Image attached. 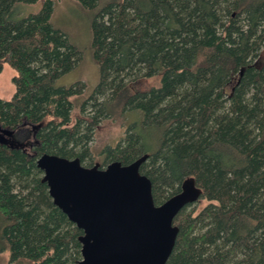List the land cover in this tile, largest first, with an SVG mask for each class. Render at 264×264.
<instances>
[{"label": "trees", "instance_id": "1", "mask_svg": "<svg viewBox=\"0 0 264 264\" xmlns=\"http://www.w3.org/2000/svg\"><path fill=\"white\" fill-rule=\"evenodd\" d=\"M76 1L93 12L100 78L72 122L86 83L56 81L83 51L53 25L55 0H0V74L17 72L14 95L0 97V124L14 129L0 142V249L12 262L78 264L83 231L55 205L37 159L93 166L97 127L135 113L101 166L149 154L140 170L157 205L188 177L203 191L174 220L167 264H264V0Z\"/></svg>", "mask_w": 264, "mask_h": 264}, {"label": "water", "instance_id": "2", "mask_svg": "<svg viewBox=\"0 0 264 264\" xmlns=\"http://www.w3.org/2000/svg\"><path fill=\"white\" fill-rule=\"evenodd\" d=\"M13 134L0 124L1 144ZM148 158L106 167L49 153L37 159L55 205L83 231L78 264H167L179 233L174 220L203 191L188 177L178 193L157 205L152 181L140 170Z\"/></svg>", "mask_w": 264, "mask_h": 264}, {"label": "rangeland", "instance_id": "3", "mask_svg": "<svg viewBox=\"0 0 264 264\" xmlns=\"http://www.w3.org/2000/svg\"><path fill=\"white\" fill-rule=\"evenodd\" d=\"M42 6V1L36 4L23 5L21 10L23 14L38 12ZM92 20L93 12L85 9L76 0H55V10L52 18L53 25L65 31L69 39L80 48L83 53L82 61L69 73L59 77L56 81L58 85H71L78 81L86 83L85 93L79 97H74L73 121L79 115L80 102L94 89L100 78L99 66L93 59L92 48ZM16 70L9 64H5L2 73L0 74V97L10 99L16 90L13 78L16 75ZM156 80L147 82L146 85L154 83ZM137 116L135 113L124 116H116L104 119L97 127L93 140L90 143L92 155L97 163H101L102 156L100 152L108 145H115L124 135L128 122ZM87 165V163H84ZM106 167V166H105ZM207 203L203 199L198 208H202ZM0 264H32L27 259H22L19 262L10 260L9 250L0 249Z\"/></svg>", "mask_w": 264, "mask_h": 264}]
</instances>
